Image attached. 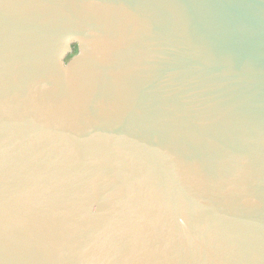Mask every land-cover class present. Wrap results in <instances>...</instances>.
<instances>
[{"label":"water","instance_id":"obj_1","mask_svg":"<svg viewBox=\"0 0 264 264\" xmlns=\"http://www.w3.org/2000/svg\"><path fill=\"white\" fill-rule=\"evenodd\" d=\"M0 264H264V0H0Z\"/></svg>","mask_w":264,"mask_h":264}]
</instances>
